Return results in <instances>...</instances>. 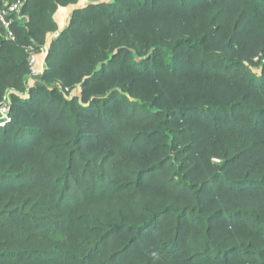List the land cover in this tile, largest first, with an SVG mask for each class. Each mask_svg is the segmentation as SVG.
I'll return each instance as SVG.
<instances>
[{
  "label": "trees",
  "instance_id": "trees-1",
  "mask_svg": "<svg viewBox=\"0 0 264 264\" xmlns=\"http://www.w3.org/2000/svg\"><path fill=\"white\" fill-rule=\"evenodd\" d=\"M21 1L0 264H264V0Z\"/></svg>",
  "mask_w": 264,
  "mask_h": 264
},
{
  "label": "built area",
  "instance_id": "built-area-1",
  "mask_svg": "<svg viewBox=\"0 0 264 264\" xmlns=\"http://www.w3.org/2000/svg\"><path fill=\"white\" fill-rule=\"evenodd\" d=\"M23 2L17 0L14 2L4 1L0 4V35L4 36L8 40H14V34L12 31V24L15 18L20 17V10ZM46 47L41 46L39 50L35 49L33 46H28L27 51V63L29 66V71L31 76L38 75L42 73L43 69L38 66V53L44 52ZM4 118V116H3Z\"/></svg>",
  "mask_w": 264,
  "mask_h": 264
},
{
  "label": "rangeland",
  "instance_id": "rangeland-1",
  "mask_svg": "<svg viewBox=\"0 0 264 264\" xmlns=\"http://www.w3.org/2000/svg\"><path fill=\"white\" fill-rule=\"evenodd\" d=\"M84 1H87V0H80L79 4H82ZM100 1H108V0H100ZM70 8L60 7L57 10V12L54 14V17H55V19H56V21L58 23V31H60L62 28H64V26L68 22ZM57 32L52 33V34H48L47 35V40L50 39V38H52V37H54V36H56ZM42 46H44V47L47 48V44H43ZM45 54H46L45 51L44 52H40L39 51V53H38V66H41L42 69L46 67L45 60H44ZM6 110L7 109H6L5 106H1L0 105V116H2V117L5 116Z\"/></svg>",
  "mask_w": 264,
  "mask_h": 264
}]
</instances>
